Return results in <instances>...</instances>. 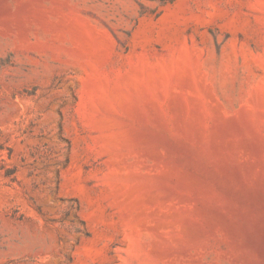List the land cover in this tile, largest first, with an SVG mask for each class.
I'll use <instances>...</instances> for the list:
<instances>
[{
    "label": "rangeland",
    "instance_id": "1",
    "mask_svg": "<svg viewBox=\"0 0 264 264\" xmlns=\"http://www.w3.org/2000/svg\"><path fill=\"white\" fill-rule=\"evenodd\" d=\"M0 264H264V0H0Z\"/></svg>",
    "mask_w": 264,
    "mask_h": 264
},
{
    "label": "trees",
    "instance_id": "2",
    "mask_svg": "<svg viewBox=\"0 0 264 264\" xmlns=\"http://www.w3.org/2000/svg\"><path fill=\"white\" fill-rule=\"evenodd\" d=\"M13 172H14V171H13L12 169H7V170H6V175H7V176H11V175L13 174Z\"/></svg>",
    "mask_w": 264,
    "mask_h": 264
}]
</instances>
